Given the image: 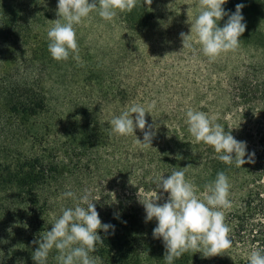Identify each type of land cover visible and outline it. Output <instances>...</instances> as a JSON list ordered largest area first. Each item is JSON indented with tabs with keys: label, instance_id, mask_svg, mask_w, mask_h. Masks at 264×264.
<instances>
[{
	"label": "trees",
	"instance_id": "1",
	"mask_svg": "<svg viewBox=\"0 0 264 264\" xmlns=\"http://www.w3.org/2000/svg\"><path fill=\"white\" fill-rule=\"evenodd\" d=\"M241 3L246 29L237 49L249 53L247 61L227 65L207 58L201 106L195 105V93L190 105L159 111L148 105L151 92L144 93L129 76L121 80L119 114L139 103L148 111L147 123L156 125L153 148H143L134 135L114 133L111 120L99 118L90 105L50 114L45 76L58 79L80 69L71 55L57 61L48 51L56 9L39 0H0V264H34L37 241L62 209L75 206L62 193L79 196L84 189L91 192L102 224L114 226L107 233L98 230L103 243L92 255L100 264H165L163 242L153 237L156 221L145 222L140 200L154 199L156 191L163 204L168 194L156 188L158 178L189 165L185 178L197 186L201 200L218 172L228 177L232 206L223 211L232 245L211 257L189 251L174 264H249L250 251L264 250V0H227L223 7L231 14ZM146 11L147 5L135 2L119 22L128 41L136 39L132 32L151 27ZM128 54L120 57L121 65L130 61ZM189 109L205 112L246 142L245 160L254 153L251 162L225 164L212 146L197 142L186 123ZM134 134L143 141L142 130ZM58 255L53 248L47 264H59Z\"/></svg>",
	"mask_w": 264,
	"mask_h": 264
},
{
	"label": "clouds",
	"instance_id": "2",
	"mask_svg": "<svg viewBox=\"0 0 264 264\" xmlns=\"http://www.w3.org/2000/svg\"><path fill=\"white\" fill-rule=\"evenodd\" d=\"M226 3L227 0H200L190 34H180L182 49L192 48V33H195L203 55L210 60L240 46V37L246 29L242 15L244 5L237 4L235 11L229 14L223 7ZM134 6L135 0H57L58 19L51 21L52 27L47 31L51 57L66 61L71 55L72 59L79 61L74 25L90 18L94 11L103 20L112 21L117 9L131 11ZM224 17L227 20L221 27L220 21ZM146 113L148 111L142 104L129 105L111 120L112 131L121 136L134 135L137 144L153 148L156 125L147 123ZM186 123L195 140L212 146L220 161L234 163L237 167L251 162L254 153L248 154L249 159L245 160L246 142L236 140L231 131H225L224 126L214 122L205 112L187 110ZM136 129L143 132L142 142L134 134ZM190 166L174 170L166 178L165 175L158 178L156 188L168 194L163 204L157 203L160 197L154 190V199L140 200L145 210V222L156 221L153 237L163 242L165 264H174L189 251L201 253L204 257L219 255L222 249L232 245L223 211L232 206L228 177L223 171L218 172L215 179L204 186V199L201 200L197 186L185 178V170ZM62 197L71 198L75 206L62 209L51 224V230L37 241L38 247L32 253L34 264H47L53 248L58 250L56 259L59 264H100V257L92 255L97 245L103 243L98 230L107 233L114 226L102 224L88 189L79 196L68 190L62 193ZM249 264H264V250L250 251Z\"/></svg>",
	"mask_w": 264,
	"mask_h": 264
},
{
	"label": "rangeland",
	"instance_id": "3",
	"mask_svg": "<svg viewBox=\"0 0 264 264\" xmlns=\"http://www.w3.org/2000/svg\"><path fill=\"white\" fill-rule=\"evenodd\" d=\"M39 1L55 8L54 15L57 16V0ZM135 2L147 5L149 12L146 11L144 16L149 18L151 15L153 20L149 29L130 34L136 38L132 42L125 38L126 33L119 24L128 10L117 9L112 21L103 20L94 11L90 18L74 25L80 69L62 72L58 79L48 78V75L44 78L52 116L90 105L99 118L112 120L119 115L117 92L125 75L137 81L144 93H152V97L148 96V105L157 107L159 111L188 106L195 93H199L195 105L201 106V71L208 57L203 55L195 33L191 34V49H182L180 36L181 33L190 34L200 0ZM124 53H130V61L121 65L120 57ZM89 55L93 57L94 69L90 67V61L91 64L86 62ZM248 55V52L236 49L232 53H222L214 60H227V65H230L242 63V59L247 61Z\"/></svg>",
	"mask_w": 264,
	"mask_h": 264
}]
</instances>
